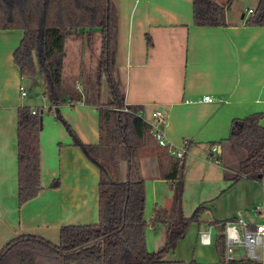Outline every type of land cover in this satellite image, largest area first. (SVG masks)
<instances>
[{
	"label": "crops",
	"instance_id": "crops-1",
	"mask_svg": "<svg viewBox=\"0 0 264 264\" xmlns=\"http://www.w3.org/2000/svg\"><path fill=\"white\" fill-rule=\"evenodd\" d=\"M112 2L117 11L113 73L124 103L141 106L147 122L154 110L164 113L166 141L184 150L182 215L190 218L203 206L198 222L189 226L184 239L162 257L161 264H250L242 248L234 249L232 260H226L217 238L223 234L219 227L238 216L250 228L264 223L260 181L241 178L232 182L224 177L241 156L228 142L232 122L260 114L264 128V27L245 24L250 16L246 11L255 10L258 0H250L248 5L252 2L253 6L241 9L231 4L224 27L194 26L193 0ZM22 35L21 30H0V250L26 234L56 244L62 226L98 222L99 169L73 145L62 123L48 113L54 108L44 94L41 108L30 103L34 97H28L25 77H20L13 63ZM19 86L26 93L23 97ZM39 87H44L42 81ZM205 95L213 102H196ZM21 107L38 110L42 117L41 190L23 204L18 202L17 170V110ZM57 109L83 144L98 143L96 107L77 103ZM142 157L138 166L148 222L155 207H170L172 193L159 178L155 155L147 152ZM123 170L121 165L122 176ZM54 181L58 185L52 187ZM208 227H212L210 243L202 244L199 233ZM165 235L164 226H148L147 250L159 249ZM256 262L264 264V235Z\"/></svg>",
	"mask_w": 264,
	"mask_h": 264
},
{
	"label": "trees",
	"instance_id": "trees-1",
	"mask_svg": "<svg viewBox=\"0 0 264 264\" xmlns=\"http://www.w3.org/2000/svg\"><path fill=\"white\" fill-rule=\"evenodd\" d=\"M233 0H193V25L224 27L225 14ZM247 26L264 27V0L246 19ZM117 11L112 0H0V30H21L23 35L13 53L20 77L41 75L44 94L54 118L62 123L75 147L99 169L98 222L95 225H67L59 230L58 243L36 235H20L0 250V264H161L186 236L189 226L198 222L203 206L190 218L182 215L184 158L171 156L150 135V125L141 106L125 105L114 78ZM76 35L82 50H98L95 68L77 61L72 68L80 79H66L65 53L68 39ZM146 43L151 40L146 36ZM75 64V63H73ZM102 81L111 101L101 102ZM77 103L94 106L98 113L99 139L96 145L83 144L62 119L58 107ZM41 115L37 110H17L18 202L34 198L40 186ZM261 115L253 114L231 124L228 142L241 153L233 170L225 172L227 181L264 178V128ZM155 149L159 178L172 193L168 209L155 207L152 218H144L145 189L137 153L145 146ZM124 165L123 176L120 167ZM58 181L52 183V187ZM164 226V244L148 251L145 232L148 226ZM222 231L224 226L219 227ZM224 253V235L217 238ZM250 264H259L250 261Z\"/></svg>",
	"mask_w": 264,
	"mask_h": 264
},
{
	"label": "built area",
	"instance_id": "built-area-1",
	"mask_svg": "<svg viewBox=\"0 0 264 264\" xmlns=\"http://www.w3.org/2000/svg\"><path fill=\"white\" fill-rule=\"evenodd\" d=\"M248 14H252V10L246 11ZM20 95L25 96V91L23 87L19 86ZM196 102L212 103L213 99L205 95ZM185 103H191V101H185ZM36 110L31 109V114H35ZM151 121L148 122L150 125V135L152 136L154 142L162 147L166 148L167 152L177 158L181 159L184 155V150L176 149L172 144L168 143L164 134V126L166 125L167 118L164 113L160 110H154L151 113ZM183 145H187V141H183ZM216 151V147H212V152ZM261 186L264 190V178L260 181ZM259 209H256L258 212ZM260 212V211H259ZM262 214H264V207L262 208ZM223 235H224V254L226 260H232L233 250L236 248H242L246 251V256L251 261H256L258 259V253L255 249L262 248V238L264 235V223L255 225L253 228L248 226L240 216L233 220H229L223 223ZM212 227H208L206 230L199 233V241L202 244L210 243Z\"/></svg>",
	"mask_w": 264,
	"mask_h": 264
},
{
	"label": "rangeland",
	"instance_id": "rangeland-1",
	"mask_svg": "<svg viewBox=\"0 0 264 264\" xmlns=\"http://www.w3.org/2000/svg\"><path fill=\"white\" fill-rule=\"evenodd\" d=\"M249 1L250 0H233L232 5H237L238 8H240V9L245 7V6L246 7L253 6L252 2L250 3V5H248ZM219 2L221 4L220 0H219ZM97 53H98L97 49H95V51L92 54H89V51L86 49L82 50V47H80L79 40L77 39L76 35L71 36L68 39L67 46H66V53L64 55L66 79L71 80L72 78H74V79L77 78L76 86L78 89H81L80 79H78L79 76H77L76 71L72 70V68L77 65V64H73V63H75V61H80L81 63H83V65H85L86 68L93 69V68H95V65H96ZM40 77L41 76H37L36 78L35 77H25V87H26V90H27L28 95H29L28 97L29 98L34 97V100L30 101V103L31 104L35 103L41 108L43 106L42 104H44V103H42L40 101V98L43 97L42 94L46 93V86H45L44 79L42 77L41 78ZM41 81H42L44 87L40 88L39 83ZM109 100H110V95H109L108 88L106 86V83L104 81H102L101 102L102 103H108ZM147 152L153 153L156 157L154 147L152 145H148V146H145L144 148H142L137 153V156H136L137 161L142 156H144L145 153H147ZM163 237H164V235H163ZM255 252L258 253V249H255Z\"/></svg>",
	"mask_w": 264,
	"mask_h": 264
},
{
	"label": "water",
	"instance_id": "water-1",
	"mask_svg": "<svg viewBox=\"0 0 264 264\" xmlns=\"http://www.w3.org/2000/svg\"><path fill=\"white\" fill-rule=\"evenodd\" d=\"M40 119H42V117H40Z\"/></svg>",
	"mask_w": 264,
	"mask_h": 264
}]
</instances>
